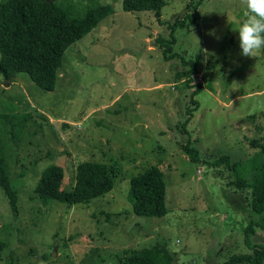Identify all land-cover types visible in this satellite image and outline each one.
I'll return each mask as SVG.
<instances>
[{"label":"rangeland","instance_id":"obj_1","mask_svg":"<svg viewBox=\"0 0 264 264\" xmlns=\"http://www.w3.org/2000/svg\"><path fill=\"white\" fill-rule=\"evenodd\" d=\"M56 2L70 17L96 4L114 11L66 48L53 90L26 72L0 76V113L29 115L22 134L0 127V155L18 194L15 213L0 188V264H118L123 250L157 241L175 264H222L252 244L264 248V228L253 225L244 238L264 212L252 211L229 182L233 172L211 165L227 155L251 179L264 161L249 145L264 138V51L240 54V0H164L160 21L149 10L125 11L122 0ZM194 10L198 16L170 25ZM196 57L191 87H184L175 77L180 61ZM199 82V107L181 128ZM187 140L196 162L179 150ZM84 161L117 170L108 193L75 204L37 196L44 168L62 167L61 187L71 189ZM151 167L164 175L167 212L137 215L129 179Z\"/></svg>","mask_w":264,"mask_h":264},{"label":"trees","instance_id":"obj_2","mask_svg":"<svg viewBox=\"0 0 264 264\" xmlns=\"http://www.w3.org/2000/svg\"><path fill=\"white\" fill-rule=\"evenodd\" d=\"M164 0H122L125 11L149 10L160 21V11ZM109 4L94 5L86 9L82 16L70 17L56 0H0V76L13 78L19 72H26L29 78L41 89L50 91L55 88L57 72L62 64L63 54L68 46L86 35L102 20L113 13ZM198 12L187 13L181 20L170 25H181L185 18L193 19ZM174 30H171L173 33ZM174 37L172 36V39ZM162 42V40H161ZM198 59H183L176 79L184 78L183 86L191 87L192 75L196 73ZM203 89L198 83L189 91L191 106L185 108L184 128L193 111L199 107L196 95ZM29 115H8L0 113V127L6 132L22 134ZM249 145L264 155V138L252 139ZM179 150L191 162H196L197 152L187 140L179 144ZM1 152V151H0ZM214 167L223 166L234 173L229 182L243 192L247 204L256 213L264 212V161L257 173L247 179L239 162H231L227 155L219 156L212 163ZM117 170L105 163L84 161L75 169V182L71 189L61 187L64 170L58 165L43 169L42 175L34 186L37 196L43 201L50 199L63 203H88L90 200L108 193L115 185ZM0 188L8 197L12 210L17 212L18 194L10 184L5 155H0ZM128 198L132 211L137 215H163L167 212L166 183L163 173L157 167L145 169L129 179ZM253 225L264 228V216L251 220L244 230L245 236L253 233ZM252 244L248 253H233L222 264H261L264 248ZM6 247L0 240V255ZM12 264V263H9ZM118 264H175V256L165 242L157 241L151 246L123 250Z\"/></svg>","mask_w":264,"mask_h":264},{"label":"clouds","instance_id":"obj_3","mask_svg":"<svg viewBox=\"0 0 264 264\" xmlns=\"http://www.w3.org/2000/svg\"><path fill=\"white\" fill-rule=\"evenodd\" d=\"M240 4L245 9V19L235 30L238 33L240 54L254 58L264 51V0H240ZM208 34L213 35L214 30Z\"/></svg>","mask_w":264,"mask_h":264}]
</instances>
